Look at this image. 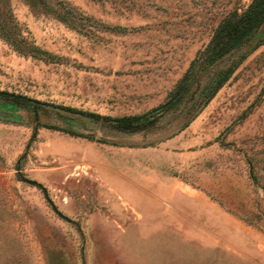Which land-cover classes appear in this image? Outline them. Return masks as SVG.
Wrapping results in <instances>:
<instances>
[{"label":"rangeland","instance_id":"1","mask_svg":"<svg viewBox=\"0 0 264 264\" xmlns=\"http://www.w3.org/2000/svg\"><path fill=\"white\" fill-rule=\"evenodd\" d=\"M251 1L0 0V91L30 99L0 94V264H264V29L150 128L81 113L159 107ZM11 34L54 59L19 53Z\"/></svg>","mask_w":264,"mask_h":264},{"label":"trees","instance_id":"2","mask_svg":"<svg viewBox=\"0 0 264 264\" xmlns=\"http://www.w3.org/2000/svg\"><path fill=\"white\" fill-rule=\"evenodd\" d=\"M63 12V15L60 13L58 16L63 21H69L66 14L70 11L65 9ZM262 29H264V0H252L243 11L234 10L220 22L210 42L204 48L198 50L183 77L169 93L167 101L159 107L145 114L114 118L99 114L96 115L86 111H82L81 113L97 120L104 119L113 121L114 126L121 131L133 132L150 128L156 124L161 115L165 111H168L174 103L183 100L185 95L190 91L195 79L210 72V69H212L215 64L237 50L247 40L257 36ZM6 39L9 40L8 42L15 50L23 55H31L48 60H52L55 57L54 54L29 41L27 38L11 34L8 35ZM231 73L232 71L221 72L217 84L214 86L211 93L207 95L205 104H207L228 81ZM0 94L6 96L10 102L18 105L25 104L26 100H30L7 91H0ZM249 165L251 176L255 181H258V176L254 172L255 162L250 160ZM30 183L42 189L46 198L53 205L47 190L40 183L35 181H30ZM54 208L56 209L55 206Z\"/></svg>","mask_w":264,"mask_h":264},{"label":"crops","instance_id":"3","mask_svg":"<svg viewBox=\"0 0 264 264\" xmlns=\"http://www.w3.org/2000/svg\"><path fill=\"white\" fill-rule=\"evenodd\" d=\"M170 190L172 192L171 194H173V195L179 194V195L185 196V197H187L188 199L192 200L194 203H196L198 205H202L204 207L212 209L214 211V214L216 216H220V218H221L222 211L220 209H217V207L215 205H212L210 202H208L207 199H205L201 194L195 192V190H192L195 193V195L194 194L185 193L182 190H180L179 187L175 186L174 183L172 184ZM152 197L154 198V196H152ZM227 218L232 220L231 217H227ZM237 224H238V227H240V228L242 227V224L240 222H238Z\"/></svg>","mask_w":264,"mask_h":264}]
</instances>
